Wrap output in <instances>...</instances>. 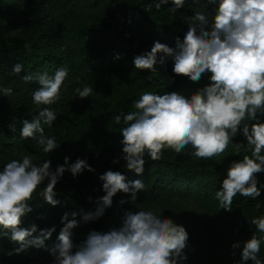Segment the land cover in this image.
I'll return each instance as SVG.
<instances>
[{
    "label": "trees",
    "instance_id": "16d2710c",
    "mask_svg": "<svg viewBox=\"0 0 264 264\" xmlns=\"http://www.w3.org/2000/svg\"><path fill=\"white\" fill-rule=\"evenodd\" d=\"M173 6L171 0L159 10L154 8L153 0H0V86L13 89L11 96H0V169L23 155H31L37 164L49 159L53 170L64 164L66 156L69 164L81 158L95 169L76 178L65 171L55 186V198L60 201L56 206L39 197L47 181L34 193L30 202L33 211L23 218L21 227L35 223L39 231L54 226L56 231L45 241L47 246L56 242L64 212L94 209L96 199L104 195L103 182L98 177L110 169L121 172L128 181L142 180L144 191L137 193L135 201L130 195L118 193L100 219L80 222L72 229L75 244L81 243L92 230L106 232L119 227L128 210L160 213L169 200L195 195L217 211L218 217L188 239L184 249L188 258L183 264H240V248L234 250L231 245L240 241L242 247L255 231L248 220L264 216V188L255 200L237 194L231 212L220 209L215 192L230 163L250 155L235 153V142L246 143L242 135L234 137L233 144L221 156L211 159L195 157L191 146L179 154L166 148L158 161L146 154L144 171L139 176L124 167L123 159L112 163L121 157L123 137L119 131L125 126L123 119L116 124L114 117L135 111L134 101L143 92L177 91L188 96L209 83L207 75L198 83L175 75L170 57L161 63L158 55L155 72L134 67V57L150 51L154 41L175 48L176 38L183 39L194 13L214 7L205 0H185L184 6L172 13L168 9ZM17 63L24 68L13 73ZM59 66L69 68L61 99L53 105L34 104L31 93L39 84H25L20 78L27 73L52 75ZM85 85L92 86L93 93L80 99L74 90ZM44 107L57 113L52 127L42 125L44 134L54 136L59 143L50 154L42 152L35 138L20 136L21 120L31 122ZM257 179L264 184V172L257 174ZM121 200L126 203H119ZM17 247L8 237L0 238V264H53V257L43 248L29 247L8 255ZM258 258L264 264V242ZM245 264L254 262L249 260Z\"/></svg>",
    "mask_w": 264,
    "mask_h": 264
},
{
    "label": "clouds",
    "instance_id": "9594fccd",
    "mask_svg": "<svg viewBox=\"0 0 264 264\" xmlns=\"http://www.w3.org/2000/svg\"><path fill=\"white\" fill-rule=\"evenodd\" d=\"M166 3L169 0H153L157 10ZM171 3L174 6L168 10L175 13L185 0H171ZM205 3L213 5V9L194 13L183 39L176 38L175 48L154 41L150 51L134 57L133 64L138 70L155 72L157 56L160 55L161 63L170 57L175 75L194 83L207 75L209 83L188 96L177 91L143 92L134 101L135 111L114 117L116 124L123 119L125 126L119 131L123 137L121 157L112 163L118 164L123 159L124 167L139 176L144 171L146 154L152 161H158L166 148L179 154L191 146L195 157L211 159L221 156L233 144L234 137L242 135L246 143L235 142V153L250 155L230 163L215 192L220 209L231 212L237 194L255 200L264 188L257 179V174L264 172V120L261 119L264 117V0H205ZM23 68L22 63H17L12 72L20 73ZM68 75L69 68L59 66L52 75L27 73L20 79L25 84L37 82L39 87L31 93L32 102L47 106L61 99ZM74 92L84 99L91 96L93 87L85 85ZM12 94V88L0 86V96ZM56 119V111L42 108L31 122L21 120V138H35L43 153H52L59 143L54 136L44 134L42 125L52 127ZM65 171L76 178L84 171L95 172V169L81 158L69 164L66 156L64 164L53 170L51 160L37 164L31 155L12 159L0 169V238L8 237L19 245L8 255L33 247L47 251L53 257V264H183L187 260L184 249L189 236L185 227L154 210H128L119 227L106 232L92 230L81 243L73 242L72 229L80 222L100 219L118 193L130 195L135 201L137 193L144 191L142 180L128 181L121 172L110 169L98 177L103 182L104 195L96 199L94 209L64 212L60 221L63 226L51 246L45 241L56 231L54 226L39 231L35 223L21 227L23 218L33 211L30 202L34 193L45 181L47 184L39 197L51 206L60 203L55 198V186ZM248 221L255 231L242 247L237 241L231 248H240V264L249 260L262 264L258 254L264 235L257 233L264 234V216Z\"/></svg>",
    "mask_w": 264,
    "mask_h": 264
},
{
    "label": "rangeland",
    "instance_id": "374dc122",
    "mask_svg": "<svg viewBox=\"0 0 264 264\" xmlns=\"http://www.w3.org/2000/svg\"><path fill=\"white\" fill-rule=\"evenodd\" d=\"M45 160V159H44ZM43 160L40 161L42 163ZM162 215L171 218L174 222L183 225L188 232L189 238L195 235V231L205 228L211 224L216 217L217 211L207 204H204L195 195L179 201L169 200ZM21 264H34L22 262Z\"/></svg>",
    "mask_w": 264,
    "mask_h": 264
}]
</instances>
